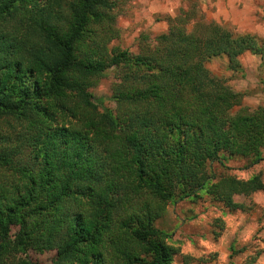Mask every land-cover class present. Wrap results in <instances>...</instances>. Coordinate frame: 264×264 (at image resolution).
Wrapping results in <instances>:
<instances>
[{
	"label": "trees",
	"instance_id": "16d2710c",
	"mask_svg": "<svg viewBox=\"0 0 264 264\" xmlns=\"http://www.w3.org/2000/svg\"><path fill=\"white\" fill-rule=\"evenodd\" d=\"M123 1L0 0V264H38L12 259V228L17 249L53 252L51 264H173L179 248L155 226L169 204L204 195L244 210L235 197L264 193L259 175L211 172L224 154L262 160L264 107L241 106L204 63L225 56L236 72L264 46L212 23L188 29L185 14L118 67ZM105 64L115 112L90 94Z\"/></svg>",
	"mask_w": 264,
	"mask_h": 264
},
{
	"label": "rangeland",
	"instance_id": "374dc122",
	"mask_svg": "<svg viewBox=\"0 0 264 264\" xmlns=\"http://www.w3.org/2000/svg\"><path fill=\"white\" fill-rule=\"evenodd\" d=\"M117 12L114 23L117 38L110 43V49L123 54L118 67L127 64L130 54L138 51L139 43L155 46L154 39L167 31L168 20L185 14L188 29L196 23H212L251 35L264 46V0H124ZM143 36L147 38L142 42ZM239 62L241 69L236 72L227 68L225 56L204 63L212 76L224 79L241 94V106L264 107V56L246 52ZM114 68L105 64L104 75L90 90L93 100L113 112L120 106L111 99L110 88L116 82ZM222 162L223 166L212 164L211 172L216 176L248 179L259 175L264 181V150L262 160L253 166L246 159L225 154ZM234 199L244 210L228 211L204 195L194 201L187 199L167 206L155 226L169 234L179 248L173 264H183L184 255L191 258L190 264H264V193ZM217 218L223 222L221 230L214 227ZM15 232L16 228H12L8 244L13 260L51 264L53 252L17 249L13 243Z\"/></svg>",
	"mask_w": 264,
	"mask_h": 264
}]
</instances>
